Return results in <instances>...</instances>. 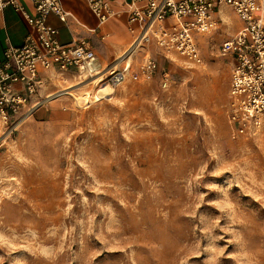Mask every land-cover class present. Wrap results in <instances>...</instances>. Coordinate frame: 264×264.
Instances as JSON below:
<instances>
[{"label":"rangeland","instance_id":"374dc122","mask_svg":"<svg viewBox=\"0 0 264 264\" xmlns=\"http://www.w3.org/2000/svg\"><path fill=\"white\" fill-rule=\"evenodd\" d=\"M227 14L202 64L140 47L132 69L148 52L154 77L99 100L95 81L42 75L0 137V264H264V131L233 134Z\"/></svg>","mask_w":264,"mask_h":264},{"label":"built area","instance_id":"2783aa9c","mask_svg":"<svg viewBox=\"0 0 264 264\" xmlns=\"http://www.w3.org/2000/svg\"><path fill=\"white\" fill-rule=\"evenodd\" d=\"M34 13L26 11L20 0H0V13L11 7L28 23L30 31L19 46L8 44L0 63V137L23 111L33 110L41 85L42 72L75 71L115 89L129 78L150 80L156 60L145 53L132 69L130 58L103 67L85 39L71 37L58 41V29L47 21L55 16L68 27L61 0H29ZM117 0H86L100 27L116 14ZM127 30L132 40L131 57L137 49L154 45L169 59L179 58L186 65L202 64L201 39L218 27L223 6L233 10L241 21L238 31L220 43L218 49L233 59L229 85L230 123L233 134L264 131V0H124ZM107 36V35H106ZM167 72L165 73V75Z\"/></svg>","mask_w":264,"mask_h":264},{"label":"crops","instance_id":"0c3cea01","mask_svg":"<svg viewBox=\"0 0 264 264\" xmlns=\"http://www.w3.org/2000/svg\"><path fill=\"white\" fill-rule=\"evenodd\" d=\"M20 1L28 13H34V7L29 0ZM123 2L124 0L113 2V8L116 14L100 27L97 26V19L90 11L86 0H61L63 8L70 13L67 18L68 27L53 15H50L47 21L50 25L58 29L57 38L61 43L69 42L71 37L88 40L102 65L103 62L100 59V54L106 56H121L124 53V49L130 45L132 40V35L127 30V13ZM229 11L234 13L229 7L223 6L221 8L218 14L220 21L226 23L230 22L229 18H227L229 15L227 13ZM239 23L240 28V20ZM29 31L30 27L28 23L24 20L23 16L13 8L6 7L0 13V63L4 59L3 53L6 46L8 44L14 46L21 45ZM119 57L114 64L119 63ZM106 66L107 65H104L103 67ZM44 73L45 71L42 72V75ZM68 73L75 74V71Z\"/></svg>","mask_w":264,"mask_h":264},{"label":"bare ground","instance_id":"6f19581e","mask_svg":"<svg viewBox=\"0 0 264 264\" xmlns=\"http://www.w3.org/2000/svg\"><path fill=\"white\" fill-rule=\"evenodd\" d=\"M133 48V47H132ZM132 48H129V49H127L126 51H124V53L119 57V59H118V62L120 63L121 62V60L122 59H127V58H130L129 56H130V53L133 51V49ZM132 50V51H131ZM92 83V81L90 80V79H88V80H85V83ZM112 90L113 89H111L109 86H106V85H104V84H101L100 85V88L95 92V94L93 95L94 96V99L95 100H99L101 97H104V96H108V95H111V93H113L112 92ZM76 91H78V88H72V89H68V90H66L64 93H67V94H70V95H74V93L76 92ZM64 93H62V94H64ZM85 94V96H86V92L85 93H83L82 94V96H74L75 97V99L77 100V99H79V98H81V97H83V95ZM59 95H61V94H56V95H54V96H51L53 99H55L57 96H59ZM5 134V133H4ZM3 134V135H4Z\"/></svg>","mask_w":264,"mask_h":264}]
</instances>
